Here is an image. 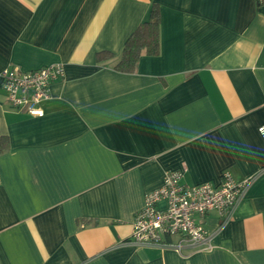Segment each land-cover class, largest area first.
Listing matches in <instances>:
<instances>
[{"label": "crops", "instance_id": "obj_1", "mask_svg": "<svg viewBox=\"0 0 264 264\" xmlns=\"http://www.w3.org/2000/svg\"><path fill=\"white\" fill-rule=\"evenodd\" d=\"M153 4L159 52L116 69ZM51 63L42 115L0 78V264H264V0H0V71ZM181 168L253 179L229 219L198 216L210 248L134 243L146 194Z\"/></svg>", "mask_w": 264, "mask_h": 264}, {"label": "built area", "instance_id": "obj_2", "mask_svg": "<svg viewBox=\"0 0 264 264\" xmlns=\"http://www.w3.org/2000/svg\"><path fill=\"white\" fill-rule=\"evenodd\" d=\"M60 63L35 69H23L17 64L0 71L1 86L9 103L34 115H42V103L50 98L52 80L63 75ZM264 138V123L258 126ZM184 168L167 169L160 186L149 191L142 208L133 220L131 241L147 245H172L182 250L184 243L210 248L211 234L198 220L211 210L229 219L236 204L252 182V176L236 178L229 170L223 172L218 184L211 182L184 183ZM166 201L161 207L159 202ZM178 235L175 243L168 237Z\"/></svg>", "mask_w": 264, "mask_h": 264}, {"label": "trees", "instance_id": "obj_3", "mask_svg": "<svg viewBox=\"0 0 264 264\" xmlns=\"http://www.w3.org/2000/svg\"><path fill=\"white\" fill-rule=\"evenodd\" d=\"M159 25L160 13L157 4H153L149 17L142 21L137 28L127 38L120 59L115 63V68L122 71H133L141 54L147 53L154 55L159 52ZM113 53L109 50L97 52L98 60L112 57ZM0 139V151L2 150Z\"/></svg>", "mask_w": 264, "mask_h": 264}]
</instances>
